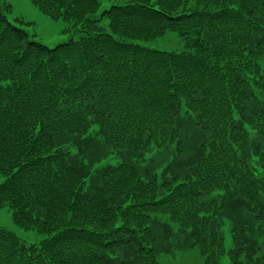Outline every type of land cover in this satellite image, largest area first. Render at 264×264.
<instances>
[{"label":"trees","instance_id":"1","mask_svg":"<svg viewBox=\"0 0 264 264\" xmlns=\"http://www.w3.org/2000/svg\"><path fill=\"white\" fill-rule=\"evenodd\" d=\"M31 2L80 36L49 47L0 0V208L45 235L0 227V264H159L171 222L205 264H264V0ZM168 32L181 50L147 44ZM187 124L210 139L161 172L96 167L168 143L181 155ZM226 204L241 214L230 249Z\"/></svg>","mask_w":264,"mask_h":264},{"label":"rangeland","instance_id":"2","mask_svg":"<svg viewBox=\"0 0 264 264\" xmlns=\"http://www.w3.org/2000/svg\"><path fill=\"white\" fill-rule=\"evenodd\" d=\"M13 5V12L10 15V19L14 20L16 17H23L26 21L31 22L25 23V27L30 34L35 35V38L49 47H55L60 43L67 42L71 38H79L80 33L72 27V24L65 20H53L46 14L42 13L31 0H8ZM102 6L100 12L106 8H109L112 3L118 2L122 3L126 0H101ZM105 24L107 22H104ZM149 46L164 49V50H181L183 48V41L178 34L174 32H168L166 36L158 38L156 40L147 43ZM186 136L182 139L183 143V154L177 149V143H168L160 148H153L145 154L144 157H138L136 154L130 152V150H123L122 152L116 151L110 157L97 163L96 167L103 166L107 164H115L121 161H131L136 164L140 169L146 166L155 169L159 172L167 166L173 163V161H183L188 157L192 156L195 149H197L201 143L210 139L211 133L207 130H202L199 127L187 124L185 127ZM94 131L97 127H94ZM95 132H92L93 135ZM58 137V136H56ZM95 137V136H94ZM58 140V139H57ZM66 148L71 149L74 154L76 150L71 147V143H66L63 145ZM74 147V145H72ZM74 149V150H73ZM110 151V148L108 149ZM5 179L4 176L0 174V183ZM225 218L222 221L221 231L225 237L226 249H230L234 246L233 232L232 228L235 226V220L238 219L241 214L236 212H231L229 204L225 206ZM12 210L8 204L0 208V227H5L18 236L28 242L38 243L41 241L45 235L38 232L35 229H25L13 221ZM232 217V218H231ZM244 221L246 226L249 228V233H253L255 237H259V232L262 230L261 226L256 223L254 215L250 212L244 213ZM171 225L175 231L174 235L169 239L168 242L164 243V250L160 255L159 264H205L203 257L199 254L197 249L187 248L185 245L186 234L184 231H180L178 226L171 222ZM262 232V231H261ZM262 242V251L264 253V234L260 238ZM113 257L122 259L123 252L117 251L112 253ZM228 256H223L221 258V264L229 263Z\"/></svg>","mask_w":264,"mask_h":264}]
</instances>
